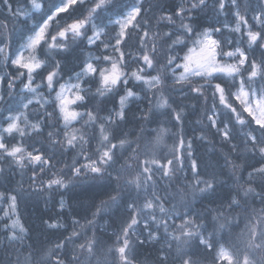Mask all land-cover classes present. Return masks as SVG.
<instances>
[{"label":"snow or ice","instance_id":"obj_1","mask_svg":"<svg viewBox=\"0 0 264 264\" xmlns=\"http://www.w3.org/2000/svg\"><path fill=\"white\" fill-rule=\"evenodd\" d=\"M14 3L15 7L12 0H0V5L7 9V18L13 21L12 31H15L16 24L23 23L20 32L23 42L18 50L9 55V25L7 20H0V63L7 66L10 62L16 70L15 76L10 73L0 75V84L7 78L11 97L16 81L23 77L18 101L20 107L26 110L34 103L27 94L35 98L40 108L46 109V106L52 105L53 111L45 110L44 113L49 121L54 118L57 121L48 125L56 129L47 133L51 148L59 147L63 151L80 149L78 156L73 157L72 164L65 165L73 176L91 173L95 177H111L112 171H115L116 187L108 195L107 201L102 200L99 206H94L93 217L104 214L112 205L122 201L125 191L120 185L122 173L132 169V161L138 166L137 174L124 181L127 190H137L135 196L124 201L128 218L119 232L114 234L113 246L100 255L97 254L95 238H87L77 244L81 232L76 229H83L85 225L75 218L69 235L46 251L34 253L31 244H24L28 230L17 215V197H5L0 193V200L8 204L7 208L0 209L3 212L0 220L10 221L4 224V231L8 234L6 238L9 243L20 246L19 252L28 250L23 262L17 256L15 264H110V255L115 256L112 264H135L133 253L136 246L145 243L141 239L145 231L149 242H163L158 250L159 264H169L170 260L172 264H200L198 259L193 258L196 255L193 242L196 248L203 246L211 254L212 264H264V163L260 167L250 166L252 170L247 173L246 179L242 175L238 177L236 188L229 193L227 200H222L215 208H209L204 213H194L185 199L186 194H181L179 201L173 203L175 196L166 190L163 195L156 191L155 179L157 173L161 177L171 178L183 171L184 153L180 150L184 149L191 160L194 183L188 187L192 195L199 193L204 197L216 193L217 177L212 175L201 179L197 163L191 159V140L186 143L181 138L178 147L170 149L172 159H167L166 156L157 155L164 143L167 131L164 128L143 147L138 142L141 136L132 141L127 138V133L117 135L120 124L126 121L130 103L148 100L149 111L140 117L144 121L155 117L156 110H160V115L174 114L175 121L179 122L182 109L178 111L172 108L166 93L174 91L176 85L181 88L189 86V91L197 96H203L205 90L211 89L214 103L212 114L207 117L211 126L217 128L225 142H231L234 138L233 128L229 126L233 125V120L241 129L250 128L251 131L244 132L245 148L264 161V53L259 61L250 60L248 55V50L253 46L264 49V7L252 16L259 28L254 30L246 14L241 13L239 0H216L220 13L229 7L235 9L232 12L234 24H225L223 29L215 27L197 31L185 20L191 19L193 10L207 7V0H191L189 7L181 4L171 14L161 15L157 19V30L153 31L149 19L144 16L150 10L144 7V0H135L125 14L114 21L109 19L107 23L102 13L112 0H14ZM177 19L180 21L178 26ZM161 23H166L171 30L159 31ZM112 24L118 25L119 31L115 36L103 39L109 37L108 30ZM223 30L239 35L235 41L216 38ZM133 33H136L137 39L129 44ZM78 39L86 40L89 46L102 47L103 51L96 56L89 54L80 71L64 79L61 63L54 59L53 54L67 50L69 42ZM245 43L248 49L242 47ZM165 46L166 55L161 63L158 57ZM178 47L183 56L176 51ZM126 48L129 50L125 51ZM258 82L260 86L256 87ZM93 85L96 86L94 94ZM115 97H118L116 104L111 109L107 108V102ZM96 99H99V105L95 109L87 108V103ZM217 100L221 110H226L227 114L222 127H217L220 116ZM6 102L5 96L0 94V104ZM81 108L85 110L80 111ZM8 112L9 115L0 123V162L7 160L20 169L31 167L35 182L36 169L44 174L54 167L52 161L56 158L55 152L48 155L46 150L42 151L34 145L32 151H28L24 141L33 134L40 135L45 121L30 122L26 112L11 107ZM102 112L106 114L101 115ZM78 123L80 127L75 126ZM253 124L257 128H253ZM257 129L261 136L253 135ZM12 140H16V143H12ZM90 140L98 142L93 155L84 148ZM231 147L233 151L237 150V145L232 144ZM142 155L150 158L141 160ZM81 159L84 161L82 164ZM238 168V165H234L233 174ZM46 186L49 189L53 186L65 187V179L63 175L53 173ZM257 202L259 208L255 207ZM63 207L64 202L61 201V210ZM237 209L244 213L242 217L233 216ZM208 216L212 217L211 232L206 222ZM241 218L244 227L233 241L232 229L239 227ZM85 220L87 225L94 223L86 217ZM177 220L180 222L176 223ZM48 227H64L67 231L59 222L49 223ZM225 233L229 237L227 240Z\"/></svg>","mask_w":264,"mask_h":264},{"label":"trees","instance_id":"obj_2","mask_svg":"<svg viewBox=\"0 0 264 264\" xmlns=\"http://www.w3.org/2000/svg\"><path fill=\"white\" fill-rule=\"evenodd\" d=\"M185 1L187 2V6L189 7L191 0H185ZM247 1L248 0H239V5H240L241 13L249 16V10H247L248 7L246 5ZM129 2H130V0H112L111 5L107 8L106 11H104L105 13L109 14L108 17L102 16L104 22L107 23L109 19L112 20L113 17L121 15L127 8H129ZM156 3L158 5L153 6ZM86 6H90V5H86ZM244 6H246L247 8L246 7H245L246 9L242 8ZM148 7L150 9L149 11H152V12L155 11L154 12L155 15L157 12V19L161 15L171 14L173 11H175L177 9L175 6L174 0H157L152 5H148ZM155 7H159V8L156 9ZM164 7H166L165 8L167 10L166 12L163 11ZM262 7H264V2H263ZM206 8L209 10H212V8H210V6H208V5ZM2 9L4 10L3 6H2ZM213 10L216 11V14L218 16L220 12H218L216 5L214 6ZM197 11H198V9L193 10L192 12H197ZM226 14L228 15V19H227V21H228L231 18L229 11H228V8H226ZM0 20H4V19L0 18ZM6 20H7L8 25H12L13 22L11 19L7 18ZM198 21L202 24L201 27H197ZM216 21H217V18H216ZM218 21H219V18H218ZM233 21H235V18L232 19V22ZM248 21L250 24L253 25L254 30H259V28L255 25L254 22H251L250 19H248ZM185 22L192 24V26L196 30L201 29L202 27H204V28L220 27V24L223 23V22H221L220 24H215L213 22L212 15L208 14L206 12L198 15L197 17H191L190 20L186 19ZM29 23H31V22H29ZM179 23H180V21H179V19H177V21H176L177 26L179 25ZM158 27H159V31H161V32L171 30L170 26H167L166 23H161ZM109 29L113 30V29H115V26L111 25V27ZM9 30H10L9 31L10 46L8 48V53H9V55H11L16 50L19 49V46L22 43V40H21L19 32L12 31L10 29V27H9ZM152 30L153 31L157 30V21L155 24H152ZM238 35L239 34H234V33H231L229 31L223 30L222 34H217L216 38L222 39V40L232 39L233 41H235V39ZM136 39H137L136 33H133L132 39L129 40L128 43L132 44L136 41ZM81 47L82 48L85 47L84 46V40L78 39L75 42L70 41L69 47L67 50H65L59 54H55V53L53 54L54 59L59 60L61 63L63 77H65L69 72L75 71L76 69H78L80 67L81 54L79 53L78 50ZM242 47H244L245 49H248V46L246 43L243 44ZM128 50L129 49H127V48L125 49V51H128ZM131 50L135 51V49H131ZM176 51L179 52V54L182 53V52H180L179 47L176 49ZM262 53H264V49H261L258 46H253L252 49L248 50V55H249L250 60L255 59V60L259 61L262 58ZM98 54L100 55L101 52L98 51ZM165 55H166V46H165L164 50L160 51V55L158 57L160 59L161 63L164 62ZM13 58H14V56H13ZM50 67H51V65H50ZM5 73H10L12 76H15V74H16V70L11 66L10 62L8 63L7 66H5L3 63H0V75H3ZM23 79H25V78L22 77L16 81L15 87L11 90V92H12L11 97L9 96V89L7 87V82H8L7 78L5 79V81L2 84H0V94H3L5 96V100L7 101L4 104H0V120L5 116V114L8 113V108L11 107L13 109H16L18 107V104H19L18 101H19V95H20L19 89H20V86L22 84L21 80H23ZM37 82H39V77L37 78ZM215 82H218V81H214L213 83H215ZM169 84H171V81H169ZM255 86L259 87L260 82H258ZM95 88H96V86L93 85V87H92V93L93 94L95 93ZM234 90L235 89H233V91ZM175 91H177V92H175ZM179 91L180 92L185 91L184 92L185 96L182 97L183 100L190 102V103H194V104L199 106L200 115L198 118H200V122L198 123L196 121L198 118H193L192 120H188L184 111H182V119L179 122H177L174 119V114H172V115H160V110H156L157 111L156 116L151 117L149 121H146V123L148 124V130L150 132L152 131L150 137L152 138V135H156L157 132L161 128H164L167 130L164 134V143L161 146V148L159 149L157 155L158 156H166L167 159H172V152L170 151V149L178 147L179 141L181 138H183L186 143H187V141L191 140V142H192V149H191L192 157H191V159L195 160L197 163L198 172L200 173V178L201 179H207L210 176L215 175L217 177V191H220L223 194L224 200H227L230 190H228L227 192H223L222 189L220 188V184H219L222 181H224V178H225L224 173L226 171L227 172L232 171L234 173V165L239 166L238 170L235 171V174H233V173L230 174V176H232L234 178V182L232 184H234V187L236 188V179L238 177H240L241 175L243 177H246L245 174L247 173V171L252 169L250 166L254 165L255 167H257L261 163H264V161L261 160L259 155L254 156L253 153L250 151V149H248L250 152L245 154L244 156H242L243 159H240L237 162L236 159H234L231 156L234 154L235 151L232 152V151L224 148L225 150H227V152H224V149L222 150L221 148L218 147V145H216L215 139L211 133L213 129L211 128L209 121L207 123L204 121V118H203L205 111L206 110L209 111L210 109H212V105L214 103L211 89L205 90V93L203 96H197L195 93H192L189 91V86L185 85V86H183V88H181V86L176 85L175 90L174 91H168L166 93V95H168L170 97V102L172 104V108H174L178 111L182 109V105L179 103L181 101V98L179 97ZM45 95H47L46 90H45ZM115 98L112 100H109L107 103H113ZM216 104H217V111L220 112L219 119H225L226 120L227 119L226 110H221V106H219L218 100L216 101ZM98 105H99V99L90 100L87 103V108L95 109V107H97ZM82 109H83V111L85 110L84 108H82ZM45 110L47 112H52L53 111L52 105L46 106V109L40 108L39 106H37L33 110H31V109L28 110V114L32 113L31 111H33L34 112V118L35 119H43L45 121V124L43 126V131L40 135L33 134V136H31V137H26L24 143H25V146H26L28 151H32V148L34 145L36 148L41 149L42 151L46 150V154H48V155H51L53 152H55L56 158L52 161L54 167L51 170H49L50 174L48 176H46L45 178H37L36 180L40 181L39 183H40L42 189L47 190L50 193H52V192L63 193L64 191L65 192L69 191L74 196V198L77 199L76 202H78L80 204L84 203V205H85L88 202H92L91 197H94L95 192L97 191L99 193L101 191L100 190H94V188H92V187L87 188L84 186H78L77 184H74L78 179L81 178V176L80 177L73 176L71 171H70V168L65 166V165H71L72 161H73V157L78 156L79 151H80L79 147H77L76 149L68 150V151H63L59 147H57L55 149L51 148L47 133L49 131H54L56 129H53V128L49 127L48 125L49 124H56L57 121L55 118L52 119L51 121H49L48 118L46 116H44ZM148 111H149V103L145 106L144 111L141 114H139L138 116L141 117V115L143 113H146ZM169 111H171V110H169ZM136 114H138V113H136ZM233 125H235L234 120H233ZM233 125H229V126L233 128V137L236 140H240V138H242V137L245 138L244 132L251 131L250 128L241 129V127L239 125H235L234 127H233ZM75 126L80 127L81 125L78 123ZM252 127L257 128V126L254 124L252 125ZM60 131L62 132L61 129H60ZM85 131H90V130L86 129ZM253 135L261 136L262 134L257 129V131H255L253 133ZM128 137L129 136H127V138ZM201 137H203V139H201ZM200 139H201V141H204V142H207L210 144V147H209L207 153H204L203 151L200 152L197 149V146H195L196 141L200 140ZM11 142L16 143V140H12ZM138 142L140 143L141 147H143V145L149 141L143 142V141L139 140ZM97 147H98L97 140H90V143L84 145L85 150L90 155H93L95 153V150ZM221 147H223V146H221ZM215 149L218 151V153L213 152ZM62 151H63V154H61ZM180 151L182 153H184V155H185V166L183 168V171L177 172L174 176L180 181H183L184 179L187 181V183L185 184V194L189 195L191 193V191H190L188 185L191 183H194L193 173L191 171V160L187 158L186 151L184 149H181ZM67 153H69L71 155L68 156ZM222 154H227L232 158L223 159L221 157ZM128 155H130V153H128ZM69 157H71V158H69ZM148 158H150V157H145L143 155L141 156V160L148 159ZM222 163H224L227 168H222V166H221ZM132 164H133L132 169L127 170L126 173L124 174V176H127L126 180L137 174L138 166L135 163V161H132ZM9 166H10V162L7 160L0 162V168L3 169V171L0 172V193H3L5 196H7L8 192H14L16 194L17 202H18V205H17L18 213H19V215L20 214L22 215V213H23V215H25V214L29 215V217L27 218V221H30V223L33 226L30 229L31 238H32V234H33L36 243H39L40 240H42L44 238L43 237L42 221L44 219L43 217H45L47 213L43 216L41 213V208L37 204H36L37 206L34 207L33 209L26 207L25 205L29 202V199L26 197V193H24L22 191V188L24 187V185H25V190H28V191L31 190L28 186V179L32 178L33 169L31 167L24 168L27 176L23 177V175L22 176H15L13 174H10ZM36 171H39V170L36 169ZM46 172H48V171H46ZM53 173H56L57 175H63V177L65 179V184H66L65 187L53 186L51 189H49L46 186L47 180L53 176ZM122 175H123V173H122ZM169 186L172 189H176V188L179 189L178 185L174 184V182L172 180L169 181ZM201 187H202V185H201ZM180 190H183V186H181V185H180ZM257 191H259V188H257ZM175 192H178V191L175 190ZM22 195H24L26 199L22 198L21 197ZM209 196L212 198L213 195H209ZM186 210L187 209H185V211ZM237 212L238 211L234 212L233 216H237V215H239L240 217L243 216L241 214V212L240 213H237ZM213 215H214V213H213ZM208 219L211 220L212 217L208 216L207 220ZM25 222H26V220H25ZM243 227H244V220L241 218L239 220V227H234L232 229L231 239L233 241H235L236 237L238 236L241 229H243ZM224 237H225V240L229 239V237L226 235V233L224 234ZM83 242L84 241H82L80 243H83ZM77 244H79V243H77ZM193 244L195 245V242H193ZM34 246H36L42 250H45L44 248L40 247L39 244L34 245ZM19 247L20 246H18V249H19ZM69 247H71V245ZM15 248H16V246H9L7 248V250H5V251H4V249H0V264H15V259L17 256H19L20 261L23 262L24 256L27 255V250L24 252H19L18 249H15ZM193 250L195 252H198V260L200 261V264H212V256H211V254H209L208 252H206L203 249V246H200L199 248L195 247ZM31 251H33L34 253L37 252L33 247H32ZM153 252H155V249L152 247H149L146 245L145 246L144 245L136 246L135 251L133 253L134 254L133 258H134L135 264H148L147 262L144 261V257L147 255H148V257H150V255ZM242 256H243V253H241V258H242ZM10 257H11V260H10ZM150 259H151V257H150ZM169 264H172L171 260L169 261Z\"/></svg>","mask_w":264,"mask_h":264},{"label":"bare ground","instance_id":"obj_3","mask_svg":"<svg viewBox=\"0 0 264 264\" xmlns=\"http://www.w3.org/2000/svg\"><path fill=\"white\" fill-rule=\"evenodd\" d=\"M156 1L157 0H147L144 3V7L146 9H149L148 5H152ZM12 2L14 3V0H12ZM130 2H131V0H130ZM174 2H175L176 8H178V6H180L181 4H184L185 7H188L187 2L185 0H174ZM157 5L158 4L156 3L153 6H157ZM207 5L210 6V8H212V10H209L206 7L203 9H198L197 12L190 13L191 17H197L198 15L206 12V13L212 15L213 22L215 24H220L221 22H223L222 24H220V27H222V29H223V26L226 24V21L228 19V15L226 14V11L224 13H219V15L217 16L216 11L213 10L214 6L216 5V0H207ZM246 5L248 8L246 6L242 7L244 9L247 8V10H249V16L246 15V18L250 19L251 22H254L252 20V16L254 14L259 13L260 9L263 6V1L262 0H248ZM2 6L3 5H0V18L6 20L7 19V9L5 6H3L4 7V10H3ZM14 7H15V3H14ZM155 8L158 9L159 7H155ZM165 8L166 7H164V9H163L164 12L167 11ZM228 11H229V14L231 17L230 20H228V22H231L232 19H234L232 12H234L235 9H232L229 7ZM154 12L147 11L146 13H144V16L147 19H149V22L151 25L155 24L157 21V12H156V15ZM216 18H217V21H216ZM218 18H219V21H218ZM197 24H198L197 27L202 26V24L199 21ZM30 25H31V23H29V26ZM9 27L12 30L13 29V23H12V25H9ZM23 27H24L23 23L16 24L15 25V32L20 33L21 30L23 29ZM202 28H204V27H202ZM201 29H198L197 31H199ZM84 50L85 49L82 47L79 48V50H78L79 53L81 54L80 67L78 69H76L75 71L69 72L64 77V79L67 78L69 75L73 74L74 72H77L80 70L82 64L84 63V59H83V51ZM175 92H177V91H175ZM184 92L185 91H181V92L179 91V97L181 98V101L179 103L182 105V111H184L188 120H192L193 118H198L200 115L199 106L194 104V103H190V102L183 100L182 97L185 96ZM116 100H117V97L115 98L113 103H107V108L111 109L116 104ZM141 100H139L135 103H130L129 110L127 111L126 121L120 124V128L117 130V135H120L121 132L127 133L128 134L127 136H129L128 139L132 140V141H136L138 136H141L140 141H143V142L151 141L152 138L154 139V137L156 135H152V138L150 137L152 131L150 132L148 130V124L146 123V121L140 119V116H138L139 114L142 113L141 110L144 111L145 106L148 104V100H146V99H141ZM211 110L212 109H210L209 111L206 110L204 113V116H203L204 121L207 123L209 121L207 119V117L212 114ZM81 111H83L82 108H81ZM136 113H138V114H136ZM104 114H106V113H103V112L101 113V115H104ZM36 120H40V119H36ZM196 121L199 123L200 118H198ZM222 121H225V119H218L217 127L223 126ZM209 124L211 126L210 121H209ZM211 128L213 129L211 133L215 139V143L222 150L224 148H226V149L234 152L232 150L231 145L232 144L237 145V150L234 152L233 155H231L234 159H236L237 162H238V160L243 159L242 156H244L245 154L250 152L248 149L245 148V145H244L245 138L244 137L240 138V140H236L235 138H233L231 140V142H225V141H223L221 135L218 133L217 128H213L212 126H211ZM220 145L223 147H221ZM195 146H197V149L200 152L203 151L204 153H207L208 149L210 147V144L207 142L201 141V139H200V140L196 141ZM213 152L218 153V151L216 149ZM224 152H227V150L224 149ZM67 155L70 156L71 154L67 153ZM130 155H131V153H130ZM221 157L223 159L232 158L227 154H222ZM69 158H71V157H69ZM80 163L82 164V163H84V161L81 160ZM261 164L257 167H260ZM184 166H185V155H184ZM221 166H222V168H227L224 163H222ZM9 168H10V174H13L15 176H22L23 175V177L27 176V174L25 173V169H20L14 163H10ZM251 170L252 169H250L249 171H251ZM249 171H247V173ZM36 172H37V178H45L46 176H48L50 174L49 171L45 172L44 174H40L39 171H36ZM125 173H126V171L123 172L122 179L120 182L121 187L125 188V191L122 193V197H123L122 201H120L117 205H112L104 214L97 215L95 217H93V215H92V213L95 212V210H96V208L94 206H99L100 202L102 200L107 201L108 195L110 193H112V189L116 187V184H115L116 182L114 179V177L116 176L115 171H112L111 177H109L107 175H105L103 177H95L94 174H91V173H89L87 175H82L81 178L78 179L74 183V184H77L78 186H84L87 188L92 187V188H94V190H100L101 191L99 193L96 191L94 194V197H91L92 202H88L85 205H84V203L80 204V203L76 202L77 199L74 198V196L69 191L68 192L64 191L63 193L52 192L53 193L52 194V193L48 192L47 190L42 189V187L39 183L40 181L35 180V182H33L32 178H29L28 179V186L31 190H29V191L25 190V185L22 188V191L24 193H26V197L29 199V202L25 206L33 209L34 207H36L38 205L41 208L42 215L44 216L46 213L47 214L45 217H43L44 219L42 221L43 237L44 238L42 240H40L39 243H36L33 234H32V238H31L30 229L33 226L30 223V221H27V218L29 217V215L25 214L26 215L25 216V215H23V213H22V215L21 214L19 215L18 209H17V215H18L21 223L28 230V237L25 239L24 244L28 245L31 243L32 247L37 252H40V253L44 252L49 247H53L55 245V243L58 242V240L63 239L65 236H67L71 233V231L73 230L72 229V221L75 218V219L80 221V224L85 225V227L83 229H80L79 227H77V229H76L78 232H81V238H80V240L77 241V243L85 241V239H87V238H95V240L97 241V254L100 255L102 252H107L108 248L113 246V242L115 241L116 237L114 234L119 232L123 223L128 218V211L126 210V206L124 204V201H128L130 196H135L136 191H137L134 188L131 191L127 190V188L124 184V181L127 178V176H124ZM232 173H233L232 171H228V172L226 171L224 173V175H225L224 181L219 183L220 188L222 189L223 192H227L228 190H230V192H232L235 190L234 184H232L234 182V178L232 176H230V174H232ZM247 173L245 174V176H246V177H244L245 179L247 178ZM155 179H156V184H157L156 191L159 192L161 195H163L165 190H166L167 193L175 196L176 200H174L173 203H177L179 201L180 195L185 194V184L187 183V181L185 179L183 181H180L175 176H172L171 178L161 177L159 173H157V176L155 177ZM170 180H172L174 182V184L178 185L179 189H177V188L172 189L169 186ZM240 182L243 183V181H240ZM180 185L183 186V190H180ZM246 186L247 185H245V187ZM253 186L256 187L255 185H253ZM175 190L178 191L179 193L175 192ZM139 191L142 193L143 190L140 189ZM8 195H15L16 196V194L14 192H8L7 196ZM7 196H5V197H7ZM21 197L26 199L24 195H22ZM185 199L188 202L189 208L194 213L195 212L204 213L209 208H215V206L218 203H220L222 200H224V197L220 191H217L212 196V198L209 195L202 197L201 194H199V193H196L195 196H193L192 193H190L189 195L185 196ZM61 201L64 202L63 210H61ZM17 205H18V202H17ZM7 206H8V204H7V202H5V200H0V209L7 208ZM255 207L256 208L260 207L258 202L255 204ZM181 210L185 211V209H181ZM236 211H238L237 213L241 212V214L244 215V213L242 211H240V209H237ZM2 215H3V212L0 211V218H2ZM85 217L88 220H93L94 223L92 225H87ZM25 220H26V222H25ZM55 222H59L60 224L64 225L67 228V231H65L64 227H61L59 229H53V228L48 227L49 223H55ZM179 222H180L179 220L176 221V223H179ZM206 222L209 225V232H211L212 231V219L211 220L208 219ZM141 227H142V225H141ZM4 235H5V231L2 229V220H0V249H4V251H5V250H7V248L9 246H16L15 249H18L19 245L16 243H9V241H5ZM147 236H148V234L145 231L143 236H141V239H143L145 241V243L142 245H144V246L146 245V246L154 248L155 252H153L150 255V257L153 261L150 259V257H148V255L144 257V261L147 262L148 264H159V260H158L159 251L158 250L163 246V242L162 241L160 243H157L156 241L149 242L147 239ZM38 244L40 247L44 248L45 250H42V249L34 246V245H38ZM192 248L193 249L195 248L194 244L192 245ZM195 253H196V255L193 258L198 259V252H195ZM110 256L108 257V259L110 261V264H112V262L115 260V256L114 255H110ZM133 256H134V254H133Z\"/></svg>","mask_w":264,"mask_h":264},{"label":"rangeland","instance_id":"obj_4","mask_svg":"<svg viewBox=\"0 0 264 264\" xmlns=\"http://www.w3.org/2000/svg\"><path fill=\"white\" fill-rule=\"evenodd\" d=\"M147 0H144V3L146 2ZM263 2H264V0H262ZM135 2V0H131V2H129V7L131 6V4L132 3H134ZM129 10V8H127L122 14H125L127 11ZM121 14V15H122ZM108 15L109 14H107V13H105V12H103L102 13V16L103 17H108ZM121 15H118V16H115V17H113V21L114 20H116L117 18H119ZM234 22L235 21H231V22H226V24H234ZM113 26H115V29H109L108 31H109V37H105V38H103V39H109V38H111V37H113V36H115V34L119 31V26L118 25H116V24H112ZM203 29H205V28H202L201 30H199V31H202ZM227 31V30H226ZM89 34H91V33H89ZM23 42V41H22ZM84 51H83V59H84V62L88 59V56H89V54H91V55H93V56H96V55H99L98 54V51L99 52H101L102 53V51H103V49H102V47L101 48H97L95 45H92V46H89L88 45V43H87V41L86 40H84ZM98 50V51H97ZM186 51V50H185ZM184 55V53L182 52L181 54H180V56H183ZM80 71V70H79ZM78 72V71H77ZM68 78V77H67ZM67 78H65V79H67ZM22 84H21V86H20V89L22 88ZM20 89H19V92H20ZM121 94H122V91H121ZM28 96H29V98H32L33 100H34V103L32 104V105H30L29 106V108L28 109H23L22 107H20V105L18 104V107L16 108V110H19V111H24V112H26V114L28 115V117H29V121L30 122H35V121H37L35 118H34V112L33 111H31L32 113H29L28 114V110L29 109H31V110H33V109H35V107H37V106H39V105H37L36 103H35V98L34 97H31V94H27ZM53 95H54V93H53ZM117 100H118V97H117ZM26 102V101H25ZM80 111H81V109H79ZM12 114H15V112H13ZM7 115H9V112L3 117V119L2 120H0V123H3V121H4V118L7 116ZM4 126L6 127V123L4 124ZM2 217H3V215H2ZM13 219H15L16 217H12ZM5 223H10V221H6V220H2V229L4 230V224ZM8 234H6L5 233V235H4V239H5V241H8V239L6 238V236H7Z\"/></svg>","mask_w":264,"mask_h":264}]
</instances>
